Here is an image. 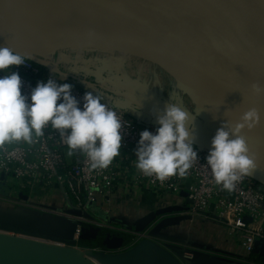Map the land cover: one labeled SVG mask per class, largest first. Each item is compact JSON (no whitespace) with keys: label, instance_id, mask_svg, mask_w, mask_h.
<instances>
[{"label":"water","instance_id":"1","mask_svg":"<svg viewBox=\"0 0 264 264\" xmlns=\"http://www.w3.org/2000/svg\"><path fill=\"white\" fill-rule=\"evenodd\" d=\"M86 1L123 30L119 39L125 42L124 45L80 41L93 36L91 32L40 40H14L0 33V45L34 57L36 51L49 52L77 45L88 49L114 50L146 60L167 71L201 112L200 123L196 120L190 122L195 144L209 149L210 140L222 123H234L243 111L254 107L260 112L261 121L251 130L244 129L241 134L250 147L264 148V66L257 63L259 58L264 61V21L256 18L254 12H218L201 4L205 7H202L206 14L204 18L193 12L187 0ZM193 2L198 4L197 0ZM134 106L157 125L156 116L159 113L156 109L142 104ZM196 124L199 126L197 130ZM251 174L264 183V179L253 172ZM170 211L171 208H163L148 214L136 222L134 228L141 231L156 214ZM66 212L90 217L79 210L67 209ZM164 223V220L158 223L150 231L151 235H157ZM117 240V237L106 236L104 240L78 239L75 242L71 235L52 236L0 225V246L5 251L0 264H40L39 260L46 250L68 258L77 257L79 264H122L138 254L152 251L168 264H181L166 249L147 239L129 250L111 252L118 247ZM75 244L85 246V251ZM101 246L110 251L92 250ZM184 252L188 253V250H183V255ZM8 256L11 259H7ZM62 263L64 260L58 264Z\"/></svg>","mask_w":264,"mask_h":264},{"label":"clouds","instance_id":"2","mask_svg":"<svg viewBox=\"0 0 264 264\" xmlns=\"http://www.w3.org/2000/svg\"><path fill=\"white\" fill-rule=\"evenodd\" d=\"M25 62L20 52L0 45V150L14 142L30 145L50 128L62 138L69 156L78 152L87 158L89 172L108 169L121 153V114L99 93L86 91L78 100L72 95V84L53 78L38 81L29 93H23L21 77L12 69ZM260 121V112L249 107L236 122L222 123L211 138L205 162L215 184L223 190L234 191L237 183L256 169L241 133ZM156 123L155 131L144 129L139 134L135 167L159 181L185 177L199 160L189 113L169 103L156 116Z\"/></svg>","mask_w":264,"mask_h":264},{"label":"built area","instance_id":"3","mask_svg":"<svg viewBox=\"0 0 264 264\" xmlns=\"http://www.w3.org/2000/svg\"><path fill=\"white\" fill-rule=\"evenodd\" d=\"M22 55L26 57L25 64L12 70L21 77L23 93H29L38 81L49 78L72 84V95L78 100H82L86 91H92L81 81H68L61 78L59 71L49 70L46 59ZM92 92L102 95L104 101L121 114L124 122L121 153L108 169L89 172L87 158L78 152L69 156L62 138L49 128L45 130L44 137L37 138L30 145L14 142L0 150V177L3 175L5 181L25 191L55 185L60 189L67 209L85 213L92 205H100V200L106 207L105 212L109 213L108 209L115 203L116 192L131 190L138 193V189L145 188L157 194L174 195L185 189L190 213L221 223L229 238L239 245L241 254L251 258L256 247L264 244V183L250 174L237 183L234 191L223 190L215 184L206 165L205 157L209 149L195 143L199 160L193 162L185 177L172 176L159 181L155 177L144 176L135 167L134 149L140 132L144 129L155 131L156 126L135 119L126 106H116V101L106 93ZM65 215L77 223L73 237L76 242L81 225L89 220L82 215ZM105 223L114 230L122 231L109 221L97 222L98 225ZM184 257L189 259L191 255L185 254Z\"/></svg>","mask_w":264,"mask_h":264},{"label":"crops","instance_id":"4","mask_svg":"<svg viewBox=\"0 0 264 264\" xmlns=\"http://www.w3.org/2000/svg\"><path fill=\"white\" fill-rule=\"evenodd\" d=\"M112 55L114 56L109 61H114L116 64L107 62V65L113 67L110 70L114 71V73L111 72L108 75L111 78H104L106 75L100 74V76L102 75L103 84L99 78L97 79L99 82L90 78L91 85L89 83L83 84L94 92H100L99 90H94V86L96 88L99 86L106 89L112 96H119V99L131 105L125 104L127 107L129 106L128 111L131 116L139 121L154 125L149 116H143L144 113L134 106L142 104L151 107L154 103L145 98L144 91H138L133 82L124 81L125 75L122 76V74H125L123 68L137 70L136 66L140 63L138 60L140 58L118 51ZM100 56L103 57V53ZM103 59L108 58H102V61ZM140 61L144 62L145 60L140 59ZM119 68H122V70H119ZM164 107L159 106L158 109L162 111ZM198 111L197 109L194 113L202 117ZM198 128L199 126L196 124L195 129L197 130ZM256 163L258 169L252 172L264 179V164L258 161ZM185 195V189L174 195L157 194L145 188L138 189V193H134L131 190L121 193L116 192L114 196L115 203L108 209L109 213L105 212L106 207L101 204V200L99 201L100 205H92L88 210L87 214L90 217L86 219L89 221L83 223L79 239L104 240L106 236L117 237L119 245L111 252L129 250L140 241L147 239L166 249L181 264H262L252 257L243 256L239 245L229 238L226 228L221 223L191 214ZM0 200H2L0 201V225L12 230L24 229L43 232L39 226L45 224V214L53 212L57 215L59 223V232L55 236L71 235V238L74 237L77 223L65 215L67 208L60 194V189L55 185L46 188H35L33 191H25L15 188L12 183L0 178ZM163 208H171V211L169 213L156 214L141 231H137L134 228V224L144 216L154 214ZM99 219H101L100 221H109L114 227L121 228L122 231L114 230L111 225H106V223L98 225L97 221ZM163 220L165 223L158 230V234L151 235L150 231ZM118 236L127 237L125 240L124 237L119 238ZM92 250L110 251L103 246L95 247ZM183 250H188V253H184L191 255L188 261L184 259L185 257L183 258L185 255H183ZM253 254L264 257V244L257 246ZM122 264L168 263L160 258L155 251H152L148 254H138L131 258L130 261Z\"/></svg>","mask_w":264,"mask_h":264},{"label":"bare ground","instance_id":"5","mask_svg":"<svg viewBox=\"0 0 264 264\" xmlns=\"http://www.w3.org/2000/svg\"><path fill=\"white\" fill-rule=\"evenodd\" d=\"M187 1L200 17H206L202 7L209 6L218 12L252 11L264 21V0H197L198 4H194L196 0ZM76 32L93 33L80 40L84 43L125 44L119 39L123 30L86 0H0V33L8 38H63ZM257 63L264 66L263 58Z\"/></svg>","mask_w":264,"mask_h":264},{"label":"rangeland","instance_id":"6","mask_svg":"<svg viewBox=\"0 0 264 264\" xmlns=\"http://www.w3.org/2000/svg\"><path fill=\"white\" fill-rule=\"evenodd\" d=\"M115 52L116 51L114 50L88 49L74 45L70 47L59 48L49 52L36 51L35 56L38 59H46V62L49 63L48 69L52 72L59 71L61 74V78L64 79L66 77L68 81H73L79 77L77 81H81L82 83H89L91 85L92 82L91 80H89L90 78L96 80L99 78L103 84L102 75L100 76V74H105L106 76H104V78H111L108 75L111 74V72L114 73V71L110 70L113 67L107 65V62L109 64H116L114 61H109V59L114 56L112 54H115ZM101 53H103V57L100 56ZM102 58L108 59H103L102 61ZM138 60L140 63L136 66L137 70H132L131 68H123L125 71V74H122V76L125 75L124 81H127L129 83L133 82L138 91H144L145 98L154 103L151 107L158 110V113H160L161 111L158 109L159 106H165L169 103H176L189 113L190 122L191 120H196L197 123H200L201 117L197 116L194 113L195 110H197V107L194 105L187 93L183 91L182 88L178 85L177 81L167 71L158 67L157 65H154L146 60L144 62L140 61V59ZM119 70H122V68H119ZM94 88V90H99L106 93L108 97L110 99H114L116 103L126 106L125 104L127 103H125V101H123L122 99H119V96H112V94L107 92L106 89L99 86H97V88L94 86ZM127 105L131 106L130 104ZM129 106L126 107L129 109ZM198 112L199 114H201L200 111ZM143 116L148 117L145 114ZM248 147L250 155H252L256 161L264 164V148L255 145H252L250 147L249 144ZM256 169H258V167H256ZM56 216L57 215L53 212L45 214V224L39 226V228L43 230L44 234H50L52 236L58 235L57 233L59 232V223L57 220L58 217ZM100 220L101 219H99L97 222L100 223ZM82 226L83 224L81 225V228ZM75 245L78 249L85 251V246H81L79 244ZM4 252L5 251L0 246V262L2 259V254ZM42 258V260H39L40 264H58L61 260H64V263L62 264H79V260L77 259V257L68 258L65 255L60 256L55 251H43ZM7 259L11 258H9L8 256Z\"/></svg>","mask_w":264,"mask_h":264},{"label":"trees","instance_id":"7","mask_svg":"<svg viewBox=\"0 0 264 264\" xmlns=\"http://www.w3.org/2000/svg\"><path fill=\"white\" fill-rule=\"evenodd\" d=\"M100 214V213H99ZM251 257L256 260L259 261L260 263L264 264V257L258 256V255H254L252 254Z\"/></svg>","mask_w":264,"mask_h":264}]
</instances>
